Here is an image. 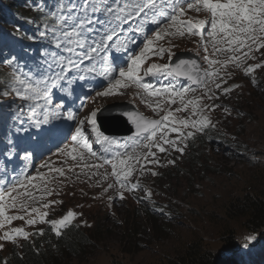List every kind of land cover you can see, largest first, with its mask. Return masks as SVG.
Masks as SVG:
<instances>
[{
	"label": "rangeland",
	"instance_id": "1",
	"mask_svg": "<svg viewBox=\"0 0 264 264\" xmlns=\"http://www.w3.org/2000/svg\"><path fill=\"white\" fill-rule=\"evenodd\" d=\"M189 15L194 20L197 19L195 11L190 12ZM208 39L206 33L203 41L186 33L184 37L175 36L159 43L166 44V48H170L174 54L177 52L194 54L202 62L203 70H208L209 64L204 59L203 50V44ZM261 52H264V49ZM211 53L212 48L209 43V59L221 61L226 59V56H213ZM255 55L256 59L247 60L241 67H237L235 63H229L226 67L219 64L213 65V70H219L220 79H216L215 83H209L207 88L204 86L193 88L194 91L185 93V102L197 100L196 115L193 114L192 104H188L187 108L180 112H175L177 107H183L179 98L175 104L161 103L165 111L159 109L153 111L152 107H149L151 102L143 100L137 93L133 94L131 88L126 89L129 92L126 97L129 96V99L105 101L110 96H95L82 114L73 117L80 121L91 111H97L105 105L129 102L147 118L160 119L168 110H172L176 120L187 119L191 122L203 115L211 121V124L204 132L195 131L193 128L182 129L184 133L188 131L194 133L192 138L185 139L179 144L181 147L187 144L183 155L162 142V146L168 149L166 152L161 153L153 148L152 151L156 153L155 158L159 160V164L144 162L145 169L150 171H141L140 165H136L127 181V189H121L120 185L113 180L111 167L89 169L81 166L68 171V167L75 162L61 152L64 148L61 145L47 159L36 161L31 176H36L38 172L44 173L49 184L52 177L70 176L72 179L65 186H56V189H59L55 193L57 196L47 199V202L56 201L57 203L49 208H43L39 204H34V207L40 213L47 212L46 221L58 220L69 210L76 214L75 219L70 223L75 226H85L89 233L87 235L96 237L91 244L95 246V249L91 258L87 260V264H146L150 258L161 259L176 254L192 231L205 240L217 241L219 239L217 228L221 226L220 224H224L221 220V209L225 201L237 195V186L245 184V190L249 191V187L261 189L264 182V104L260 101L264 90V82L260 77L264 75V67L256 68L252 73L246 74L245 71L247 67L264 61V56L259 53ZM155 59L158 64H166L170 61L167 54L162 59L158 57ZM253 79L256 81L255 84L252 83ZM216 84H220V87L217 88ZM226 88H231L232 91L224 93L223 90ZM209 96L212 99H209ZM56 98V94H53V99L56 100ZM16 100V98L11 99L0 94V115H3L5 109L11 108ZM151 104L154 105L155 102ZM201 109H203L202 113ZM50 120L48 116V121ZM48 129V123H42L41 129L31 124L25 135L48 131ZM177 135L178 133L172 132L169 139H175ZM49 143H55V141L49 140ZM143 151L146 152L147 149ZM32 158V154H27L26 162ZM169 160H174L175 164H169ZM84 162L97 163L86 157ZM45 164L48 166L41 167ZM59 167L65 168L64 176H59L50 170ZM48 169L49 171L45 172ZM152 172L157 174L152 175ZM93 173L96 174L93 175ZM90 176L91 179H89ZM33 183L42 184L43 182L36 180ZM134 183H138L139 186L133 190L131 184ZM109 184L113 187L109 188ZM121 192H123V199L119 198ZM149 192L150 197H148ZM86 195H92L93 199L83 203L72 201V198L83 199ZM8 214L23 213L12 209ZM32 217L37 221L35 225L28 226L26 220L29 217L25 216L24 220H16L11 225H6L5 229L0 230V234L3 231H9L12 225L15 228H22L31 235L46 227L52 229L49 223H40V217L36 213H33ZM230 226L232 229L236 228L233 223ZM34 229L37 230L34 231ZM237 230L238 228L235 229ZM126 232L129 234L127 240L123 236ZM100 235L101 238H99ZM236 236L237 240L234 241L236 248L231 255L222 251V246L218 251L224 256H231L238 260L246 254L248 247H257L253 246L257 242L253 244L252 241L245 248L243 245L247 242L244 238L248 235L238 230ZM2 241L0 240V244L3 245L0 255L3 257L11 248H19L25 240H16L15 243L9 244ZM237 243L240 245L237 246ZM217 245L221 243L217 242ZM122 249L127 254H123ZM77 262L74 260V264ZM78 263L84 264L86 261Z\"/></svg>",
	"mask_w": 264,
	"mask_h": 264
},
{
	"label": "snow or ice",
	"instance_id": "2",
	"mask_svg": "<svg viewBox=\"0 0 264 264\" xmlns=\"http://www.w3.org/2000/svg\"><path fill=\"white\" fill-rule=\"evenodd\" d=\"M57 12H50L56 21V26L53 29L55 47L62 48L64 52L68 53L67 63L63 60L58 61L61 69V74L57 79H63L65 71L71 72L73 68L79 67L80 63L84 61L98 60L105 68L104 77L109 81V86L105 91L98 92V97H106L118 94V90L131 88L135 85L138 89L143 90L148 97L157 98L155 104L149 103L153 111H165L161 107V101L158 99L161 96L168 97V103L175 104L179 98L180 104L183 107H177L174 111L180 112L187 108L188 104L193 105V114L196 115L197 100H189L185 102V93L194 91L190 87L176 88L174 85L167 87L154 88L148 82H145V77L164 75L183 76L194 84H201L205 88L209 83H215L216 79H220L219 70H213L212 66L220 64L226 67L229 63H235L237 67H241L247 60L256 59V53L264 56V0H58ZM187 10H194L196 13L203 12L209 17L208 19H182ZM157 16L164 17V21L157 19ZM155 24L158 30H154V34L149 38L145 34L146 24ZM162 24V26H161ZM127 25V29L123 26ZM136 34H145L144 43L138 54H133L128 57L126 66L119 67L115 65L117 56L115 53H127L129 45L135 43V38L126 35L127 32ZM60 35H56V33ZM190 36H198L204 40V34L209 38L203 44L205 52L204 59L209 64V69L204 70L202 76H194L196 64L194 61L181 60L174 67L171 63L158 64L151 62L153 57L163 58L165 54L168 55L169 60L174 56L170 48H166L159 42L165 39H170L175 36L184 37L185 34ZM124 39L121 40V35ZM210 43L213 56H226L223 61L217 59H209L208 44ZM110 53L111 55L110 57ZM75 56L76 59L72 57ZM111 59L112 63H109ZM264 67V61L249 66L246 68V74L252 73L256 68ZM94 68H87L86 71L93 72ZM118 70V75L116 74ZM83 77H81L82 79ZM13 83L10 91L15 93L23 100L36 101V107H39L38 101L43 99L47 104L49 102L50 89L47 80H41L34 84L30 79H24L16 72L12 74ZM53 85L56 83L52 81ZM256 83L255 79L252 81ZM19 85L17 87L16 85ZM42 85V86H41ZM219 88L220 84H216ZM238 87V85H237ZM211 91V89H208ZM224 93L232 91L231 88L223 90ZM4 92L3 95H8ZM207 95V93H205ZM212 99L211 96L208 97ZM213 108L215 106H212ZM225 111H228L225 109ZM203 109H201V113ZM35 116V112H33ZM130 122L135 127V136L130 137L128 141L119 142L112 141L103 134L96 127L97 112L91 111L90 114L79 121L74 133L71 135V144L65 145L61 149L66 157H70L74 161V165L68 167V171H73L74 167L82 168H96L99 169L104 165H110L111 175L115 177L116 183L120 185L121 189H127L129 177L132 175L136 165H140L141 171H150L145 169L144 162L159 164L156 159V153L152 151L153 148L159 152H166L168 149L162 146L166 144L172 150L184 153L183 147L179 144L183 140L193 137V131L184 133L182 129L193 128L195 131L204 132V130L211 124V121L201 115V118L196 121H189L187 119L176 120L172 110H168L160 119L148 120L137 112H129ZM74 118V117H69ZM48 117L45 116L43 121H36L37 125L40 123H47ZM87 124V127H86ZM179 125L180 127H177ZM215 127V125H212ZM167 129V131H165ZM172 132L178 133L175 139H169ZM95 137L94 141L90 142L91 137ZM113 144L118 147H131V152L117 154L113 159L104 158L103 161L88 164L84 162L85 151L91 156L96 157L97 161L100 158L93 150V143ZM162 142V143H161ZM81 149L85 151H81ZM140 149V151H137ZM147 149V151H143ZM107 152L108 149L104 148ZM152 157V159H149ZM143 161V162H142ZM169 164H175L174 160H169ZM47 164L41 167H46ZM59 176L65 175V168L59 167L50 169ZM96 173H93L95 175ZM157 173L152 172V175ZM24 181H17L11 186L0 184V230L5 229L6 225H11L13 221L24 220L25 216L29 218L26 220L28 226H33L37 223L36 219L32 217L36 213L40 217V223H49L55 231L57 236L62 234L61 230L67 227L70 222L75 219L76 214L69 210L66 215L58 220L46 221L47 212L40 213L36 207H29V201L35 202L37 199H44L46 195H51L53 189L49 187V181L41 174L36 176H28ZM91 179V176L89 177ZM42 181V184L33 183V181ZM138 183L131 184L134 190L138 187ZM113 187L112 184L108 185ZM22 188L23 191H18ZM32 190L41 193L37 197ZM15 193V195H14ZM151 193H148V197ZM119 198L123 199V192L119 194ZM56 201H49L42 205L43 208H49ZM62 203V202H61ZM16 209L23 214H12L8 212ZM163 211V209H158ZM90 226V225H89ZM39 235H44L43 230L38 232ZM30 233L25 232L22 228H13L11 231H3L0 234V240L9 242H16L17 238L27 240ZM247 243L243 247L247 248L248 244L256 239L255 236H246L244 238ZM3 245L0 244V249ZM6 264V262H5Z\"/></svg>",
	"mask_w": 264,
	"mask_h": 264
},
{
	"label": "trees",
	"instance_id": "3",
	"mask_svg": "<svg viewBox=\"0 0 264 264\" xmlns=\"http://www.w3.org/2000/svg\"><path fill=\"white\" fill-rule=\"evenodd\" d=\"M57 2L0 0V94L9 93L10 69L24 50L30 52L29 45L42 41L52 44L56 21L49 13L57 12ZM260 101L264 104V90ZM245 186H237V195L229 197L222 205L221 220L225 225L220 224L217 228V241L205 240L192 231L176 254L161 259L150 258L146 264H264V182L261 189L249 187L250 190L246 191ZM231 223L236 228L232 229ZM237 228L259 240L256 248H247L246 254L238 260L218 251L222 246V251L230 255L234 252V241L239 236H236ZM87 234L86 230L73 226L63 230L60 236L47 229L44 235L34 236L31 241L21 244L19 249H11L3 257L0 255V264H74V260L86 261L84 264H87L95 249L92 241L96 238ZM128 235L127 232L123 235L126 240ZM122 253L127 254L126 251Z\"/></svg>",
	"mask_w": 264,
	"mask_h": 264
},
{
	"label": "water",
	"instance_id": "4",
	"mask_svg": "<svg viewBox=\"0 0 264 264\" xmlns=\"http://www.w3.org/2000/svg\"><path fill=\"white\" fill-rule=\"evenodd\" d=\"M181 60L194 61L196 64V70L193 75L202 76L203 72L200 70V64L188 54L177 55L176 59L171 63L172 66L174 67ZM179 77L185 78L183 76ZM129 112L136 111L131 106L126 104H112L107 106L99 115H97V122L99 124L100 130L108 135L114 136L135 135V127L130 122L127 115Z\"/></svg>",
	"mask_w": 264,
	"mask_h": 264
},
{
	"label": "bare ground",
	"instance_id": "5",
	"mask_svg": "<svg viewBox=\"0 0 264 264\" xmlns=\"http://www.w3.org/2000/svg\"><path fill=\"white\" fill-rule=\"evenodd\" d=\"M132 89V88H131ZM133 90V89H132ZM134 93V90H133ZM126 95H129V92L126 89H122L118 94L110 97L109 99H106V101H116L118 99L126 98L128 99L129 96L126 97ZM132 96V95H131Z\"/></svg>",
	"mask_w": 264,
	"mask_h": 264
}]
</instances>
